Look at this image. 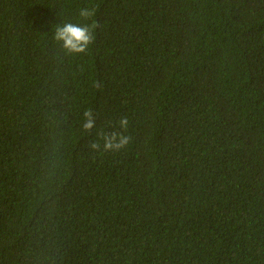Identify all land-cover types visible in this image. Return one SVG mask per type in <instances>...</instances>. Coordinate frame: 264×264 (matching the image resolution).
<instances>
[{
	"label": "trees",
	"instance_id": "trees-1",
	"mask_svg": "<svg viewBox=\"0 0 264 264\" xmlns=\"http://www.w3.org/2000/svg\"><path fill=\"white\" fill-rule=\"evenodd\" d=\"M0 264H264V0H0Z\"/></svg>",
	"mask_w": 264,
	"mask_h": 264
},
{
	"label": "clouds",
	"instance_id": "clouds-1",
	"mask_svg": "<svg viewBox=\"0 0 264 264\" xmlns=\"http://www.w3.org/2000/svg\"><path fill=\"white\" fill-rule=\"evenodd\" d=\"M96 7H83L79 11V16L84 21L91 20L96 13ZM99 25L93 21L92 23H71L67 22L57 26L53 39L61 43L62 48L69 54L85 53L89 46L95 42V30ZM96 87H99L97 84ZM129 121L127 117H123L118 121V126L122 131L101 132L98 134L99 140L89 144V148L93 152H118L125 148L131 140L129 135L124 133L127 131ZM95 127L94 113L91 109H87L83 113L82 130L84 133L91 132ZM102 142V143H101Z\"/></svg>",
	"mask_w": 264,
	"mask_h": 264
}]
</instances>
